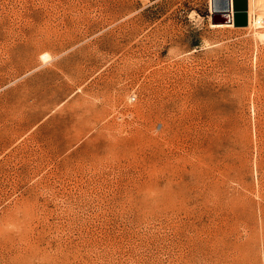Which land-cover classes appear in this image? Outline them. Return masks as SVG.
Returning a JSON list of instances; mask_svg holds the SVG:
<instances>
[{
	"label": "rangeland",
	"instance_id": "rangeland-1",
	"mask_svg": "<svg viewBox=\"0 0 264 264\" xmlns=\"http://www.w3.org/2000/svg\"><path fill=\"white\" fill-rule=\"evenodd\" d=\"M220 9L0 0V264H264V23Z\"/></svg>",
	"mask_w": 264,
	"mask_h": 264
},
{
	"label": "water",
	"instance_id": "water-1",
	"mask_svg": "<svg viewBox=\"0 0 264 264\" xmlns=\"http://www.w3.org/2000/svg\"><path fill=\"white\" fill-rule=\"evenodd\" d=\"M220 10H214L213 23H233L235 26H245L248 23L247 9L248 0H228L220 6ZM232 10V13L229 10Z\"/></svg>",
	"mask_w": 264,
	"mask_h": 264
},
{
	"label": "bare ground",
	"instance_id": "bare-ground-1",
	"mask_svg": "<svg viewBox=\"0 0 264 264\" xmlns=\"http://www.w3.org/2000/svg\"><path fill=\"white\" fill-rule=\"evenodd\" d=\"M225 1L226 0H216V5L221 6L225 3ZM247 18L248 27L251 25H260L261 23H264V0H248ZM211 26L218 28L223 26L229 27L232 26V23H212ZM262 26L264 25L262 24Z\"/></svg>",
	"mask_w": 264,
	"mask_h": 264
}]
</instances>
